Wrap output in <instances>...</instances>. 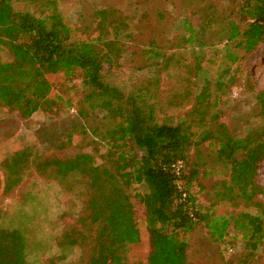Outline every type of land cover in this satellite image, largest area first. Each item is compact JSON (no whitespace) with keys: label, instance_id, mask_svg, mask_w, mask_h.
Returning <instances> with one entry per match:
<instances>
[{"label":"trees","instance_id":"obj_1","mask_svg":"<svg viewBox=\"0 0 264 264\" xmlns=\"http://www.w3.org/2000/svg\"><path fill=\"white\" fill-rule=\"evenodd\" d=\"M16 1L33 10L15 11L12 3ZM229 1L218 6L209 0H186L187 7L193 4L189 11L199 17V23L194 27L182 18L181 43L202 51L224 40L244 54L264 45V0ZM120 32L115 25L110 31L113 37L72 41L56 0H0V48L10 57L0 59V107L23 117L53 110L59 96L52 93L49 76L62 74L80 80L86 90L83 107L101 115V121L89 128L105 145L104 163H96L86 153L52 156L37 163L38 169L48 171L47 176L66 189L71 188V179L83 188L84 211L61 235L59 245L83 251L75 264H187L198 226L206 229L211 240L221 242L230 235L232 223L246 230L244 238L256 248L264 231V200L259 199L264 188L256 180L264 160V88L255 93L258 122L238 137L210 103L211 80L203 74L200 56L193 69L188 68L186 83L191 87L181 96L158 97L153 91L156 79L130 93L107 82L104 67L121 53ZM146 52L152 60L162 56L155 39ZM228 56L235 60L232 53ZM218 78L215 90L223 83ZM179 98L191 101L189 110L166 115L165 108L175 107ZM201 147L230 170L228 179L216 186L214 197L252 204L258 214L238 212L235 218L201 210L191 192L200 173ZM4 166V191H8L19 181L27 159L15 153ZM138 186L144 192H138ZM132 198L144 206L145 253L139 251L141 236ZM27 240L25 229L0 225V264H30ZM64 258L63 254L58 257Z\"/></svg>","mask_w":264,"mask_h":264},{"label":"rangeland","instance_id":"obj_2","mask_svg":"<svg viewBox=\"0 0 264 264\" xmlns=\"http://www.w3.org/2000/svg\"><path fill=\"white\" fill-rule=\"evenodd\" d=\"M209 1L218 6L230 3L229 0ZM56 3L71 30L72 41L113 37L110 34L112 27H120L117 39L122 46L121 53L111 65H105L103 74L107 82L125 93L156 79L153 91L158 97L166 99L176 93L181 96L191 87L186 83L188 68L200 56L203 74L211 80L210 103L219 112L220 121L238 137L258 122L255 93L264 88V45L244 54L224 40H217L202 51L195 45L181 43L182 18H188L194 27L199 23V17L189 11L193 4L187 7L186 0H56ZM12 6L15 11L33 10L21 1L13 2ZM153 39L162 51L157 60L149 58L146 52ZM229 53L235 60L229 59ZM9 58L7 51L0 48V59ZM175 58L177 62H174ZM219 76L223 83L220 90H215L213 84ZM49 80L52 93L59 96L53 110H37L23 117L18 111L0 107V225L25 229L30 264H75L84 255L83 251L59 245V240L84 211L83 188L71 179L73 186L66 189L57 180L49 178L48 171L38 169L37 163L52 156L86 153L100 164L104 163L102 155L106 148L89 128L101 121V115H94L83 107L86 90L80 80L62 74L51 75ZM176 103L175 107L165 108L166 115L183 114L191 105L189 99L179 98ZM201 150L200 173L191 186L201 210L235 218L238 212L258 214L252 204L214 197L216 186L228 179L230 170L202 147ZM15 153L27 159V166L22 169L19 181L4 191L7 176L4 163ZM256 180L264 188V160ZM137 191L144 192V187L138 186ZM259 199L263 201L264 197L259 196ZM131 201L141 236L139 251L145 253L148 243L144 206L137 198ZM229 232L225 241L218 242L211 240L206 229L198 226L187 251V264H264V231L256 248L244 238L246 230L233 227L231 223ZM62 254L65 258L60 261L58 257Z\"/></svg>","mask_w":264,"mask_h":264}]
</instances>
